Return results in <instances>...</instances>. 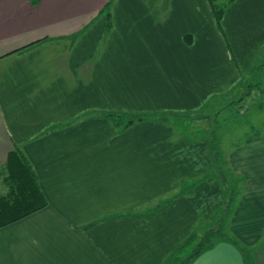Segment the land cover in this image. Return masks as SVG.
Listing matches in <instances>:
<instances>
[{"label":"crops","instance_id":"0c3cea01","mask_svg":"<svg viewBox=\"0 0 264 264\" xmlns=\"http://www.w3.org/2000/svg\"><path fill=\"white\" fill-rule=\"evenodd\" d=\"M221 27L225 40L206 0H0V190L18 150L47 201L0 228V264H164L213 236L226 192L193 183L212 169L216 118L190 141L101 113L208 105L228 90L225 43L243 73L264 46V0H235ZM224 156L233 201L190 264H264V125Z\"/></svg>","mask_w":264,"mask_h":264},{"label":"rangeland","instance_id":"374dc122","mask_svg":"<svg viewBox=\"0 0 264 264\" xmlns=\"http://www.w3.org/2000/svg\"><path fill=\"white\" fill-rule=\"evenodd\" d=\"M228 1L229 0H217L215 4L218 7L224 5L226 6ZM207 7L210 10L208 4ZM212 20L214 24L215 19L213 18V15ZM225 44L227 46L230 59L228 79L227 84L225 85L227 86L228 90H225L223 88L220 96L212 97V99L207 102L208 105L200 107L196 112L183 110L182 112L166 113L176 115L178 119H173V117H170V123L174 124L175 126L177 125L178 132L190 141L195 139L198 140L200 138L199 135L204 133L205 126L203 122L204 120H206V115L209 116V114H212L210 115L212 116L210 118H216V122L214 123V125H212V132L214 135L213 151L217 153V158L215 159L214 166L217 168H213V175H218L217 170H220L222 168V163L225 164L227 172L228 168L227 164L225 163V153H227L235 144L244 141L247 136L253 135L254 132H259L262 125H264V46L260 50L254 62H251L248 68L243 73L240 69V63H237L238 60L236 58L234 49H232L231 43L228 42ZM254 85H257L258 88H252V86ZM250 91L251 94L249 95ZM242 97L245 100L242 104H240V107L239 104H232ZM181 115H188V117H182ZM191 115L193 118L191 117ZM211 124L212 123L209 122L207 126H210ZM189 135H193V138L187 137ZM211 161L213 164L212 158ZM218 183L222 184L221 181H218ZM231 184L232 182L228 177V187L230 193L233 192V189H231L230 186ZM5 192L6 190L4 188L0 190V194H4ZM227 199H229V194H227ZM227 204L228 203H226V205ZM224 210L225 209L220 210L213 219V227L215 228L216 232H218L217 235H220L222 233V228L221 225L219 227L218 219H220L224 214ZM225 220L223 222V225H226ZM190 252L192 251H190L189 249H186L184 251L182 250V252H180V262L182 260H185Z\"/></svg>","mask_w":264,"mask_h":264},{"label":"trees","instance_id":"16d2710c","mask_svg":"<svg viewBox=\"0 0 264 264\" xmlns=\"http://www.w3.org/2000/svg\"><path fill=\"white\" fill-rule=\"evenodd\" d=\"M39 0H35L37 3ZM217 0H206L210 10L212 12L213 18L215 19V27L221 37L225 40L223 31L220 26V22L226 10L228 9L229 5L232 4L234 0H229L226 6L218 7L215 3ZM108 7L104 9L106 12ZM110 26H108V29ZM185 41L190 43V37H186ZM226 42V41H225ZM227 43V42H226ZM258 88L257 85L252 86V88ZM251 91L249 92V95ZM246 95V94H244ZM245 99L242 97L236 102L232 104H242ZM104 114L112 119L116 118L118 121L121 119L124 123V129L129 128L132 125L137 123L143 122H158V123H170V117L173 119H178L176 115L166 114V113H146V114H133V115H125L121 113H101ZM182 117H188V115H181ZM215 122V121H214ZM172 124V123H170ZM174 125V124H173ZM213 132L210 131V138H208L210 149L209 153L212 156L213 164L212 169L208 173H205L194 180L195 185L207 180V179H214L217 182L221 181V187L226 192V195L229 194V199H227L228 203L226 206L223 207L224 214L218 219V222L225 216L226 210L229 208L230 204L233 201V192L230 193L228 187V177L230 178V173L227 170L225 164L222 163V168L217 170L218 175H213V168L215 166V159L217 158V153L213 151ZM7 176L5 178V184L7 188V193L0 196V228L8 226L12 223H15L47 206V201L39 187L38 180L36 178V174L25 158V156L20 153L18 150H14L10 152L7 158ZM225 167V168H224ZM215 177V178H214ZM218 231V228H217ZM212 235L217 236L218 232L216 230H212ZM212 237L210 232L206 233L205 235L198 236V234H192L187 239L183 241L181 246L176 249L174 252L168 256L164 264H190L197 256H199L202 252L209 249L213 244L209 243V238ZM194 243V244H193ZM235 246L237 244L233 242ZM195 245L194 249L192 248ZM189 249L190 254L188 255L185 260H181L180 252L182 250ZM247 264H251L250 261L247 260Z\"/></svg>","mask_w":264,"mask_h":264}]
</instances>
